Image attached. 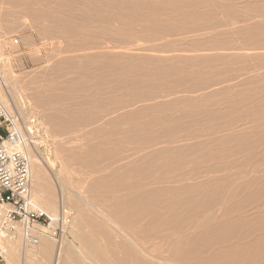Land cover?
<instances>
[{"label": "rangeland", "instance_id": "rangeland-1", "mask_svg": "<svg viewBox=\"0 0 264 264\" xmlns=\"http://www.w3.org/2000/svg\"><path fill=\"white\" fill-rule=\"evenodd\" d=\"M149 1L151 4H155L154 1L157 2L156 7L159 10L162 8L163 12L153 13L152 10H149L146 13H124V15L114 16L101 12L99 15L91 14V19L88 22L85 20L77 23L83 17V14L79 13V19L74 22L77 30L71 36L62 35L59 38H57L58 34L55 32L51 31V34H49L50 32L48 34L42 32V28H45V25L48 26L45 21L37 22L38 25L36 22L28 20L29 18L25 20L23 17L22 19L21 17H18L17 20L13 19L14 21L10 23L9 20L4 23L0 21V82L8 99L11 100L10 103L12 102V111L19 117L22 130L25 135L27 134L26 139H28L32 155H35L41 162V171L45 175L46 182L54 188V196L60 201L57 215L67 213L65 209H68V213H70L69 221L63 226L62 233L55 237L58 241L65 238L67 243L71 245V248H67L65 244L64 248L67 249L63 258H61L60 264H107L106 261L98 263L94 257V252L102 246L106 233L118 244L129 245L134 243L140 247L144 243V238H147L146 242L165 245L169 242H175L178 237L176 229L173 227L161 226L155 229H147L140 224L144 223L143 221H129L122 212H112L109 207L106 208L102 205L97 207L98 203L95 202L94 205L101 212L98 213L96 209L92 208L93 210L90 209L88 212V217L92 221H98L99 224L90 223L79 229L74 225V218L76 217L74 209L72 207L63 208V204H61L63 194L75 196L84 201L90 197L91 192L88 189H90L93 183L91 181H94L96 174L92 173L94 171L93 167L80 162V164L76 163L71 165L72 171L76 172L75 174L72 172L73 174L70 175L71 187L62 186L55 169L58 166L57 163L62 162V153L66 154L64 150L68 153V151H75L76 149H86L85 144L87 142L82 136L84 134L78 130L70 134L71 137V135L74 136L77 133L78 135L76 134L75 138L68 139V136H64L65 138L61 137L60 139V137H57V140L53 141L56 138L55 136L51 139L54 135V129L49 126L50 123L46 119L54 111L50 113L49 110L36 102L35 99L37 98L33 97L38 95V91L41 92L46 82L51 80L50 78L56 81H64L63 78H66L63 77L65 71L60 69L59 71L56 62L60 61L59 63H61V60L66 58L65 56L77 57L75 59L81 57L82 59L85 54L99 52V50H93L90 47L94 48L107 42H110V44L107 43V46L112 47L111 44H113V46H124L127 49L121 51L127 53L130 58L123 59L122 64L137 67L132 68L129 78L133 79L138 76L146 78L152 74L154 76H150L149 79L156 84L166 88L167 86L173 87L175 91L178 88H180L179 91L182 90L181 93L177 90L176 97H164L162 101L174 103L175 113L174 111L171 112L174 118L181 115L185 118L182 120L183 126L180 129L195 133L204 128L202 130L205 132L202 134H190V137L195 138V142H201L202 145L204 140L219 139L217 142L207 141L200 148L191 147L185 143L177 144L174 145L175 148L178 146L181 150L184 148V154H172L155 159L156 162H154L161 167L162 173L155 171L151 175L156 176L158 179H174L182 175L193 177V180L183 183L168 184L165 181L159 183L157 186L160 189L180 191L175 194L164 193L159 195L155 199V206L158 211L163 212L169 203L184 199L185 191L188 190L186 186L202 182L206 185L203 191H200V195H203L202 198L208 192L216 193L206 199L213 200L211 207L213 212L210 214L218 218L224 216L223 218L226 219L231 216H229L230 213L224 214V212L230 211L234 206L238 207V214L235 213L233 218L248 217L253 219L252 226L255 243L257 244L256 249L258 252H264V0ZM130 3L128 2L126 6L129 7ZM7 7L5 4H0L1 11H5ZM246 19L249 20L245 21ZM233 21H241V23L231 26L229 23ZM32 22L39 27H35L34 24L33 26ZM11 23H14L13 28L8 26ZM50 27H52V24ZM74 49H77L74 53H64L65 50ZM103 52L109 53L105 59L106 64H119L118 62H112L110 55L120 51H114L115 53H113L112 49L107 48ZM72 54L73 56H71ZM1 64L8 66L10 69L8 67L3 68ZM5 68L8 69L9 75H12L14 79L12 76V78L5 76L7 75L4 73ZM52 68H56L55 72L51 71L54 70ZM80 69L72 72L69 77L84 79L79 81L80 83L78 82L83 86L76 85L79 88L84 87L83 90L85 91L82 92L84 94L82 96L79 92V94H76L77 97L76 95L65 96L68 99L66 106L79 100L80 104L85 103V100H88V102L95 100L107 102L109 99L133 102V97L130 100L131 96L122 95L128 91L131 83H128L129 86L124 84L122 86L123 91L122 88H120L121 90L118 88L120 86H117V89L120 90L118 92L121 93L122 91V93L114 95V93L111 94L110 90L114 91L116 89L115 83H113L115 88L112 86L114 88L112 89V82H109V80L110 87L108 82L99 86L98 83L93 82L94 77L99 76L98 73H103L95 70L94 62L89 61L83 64L82 70ZM84 69L86 73L83 71ZM81 71L83 72L81 73ZM84 74L88 77V80ZM44 77L50 80L47 78L46 81L42 80ZM58 77H60L59 80ZM10 79L12 80L10 81ZM92 82L95 84H93L94 86H92ZM208 82H216L213 83L216 85H208L213 86L206 90V93L213 96L207 101L200 102L203 91L199 92L200 89L197 88L206 87L202 84ZM96 86L101 92L98 91ZM181 86L183 87L181 88ZM192 87L197 88L192 91ZM93 88L96 93L93 92ZM188 88L191 89H189L190 92H185ZM130 89L133 93L141 90L139 86H132ZM59 93L62 92L59 91ZM162 95L165 96V93H160L158 96ZM71 97L77 101L69 100ZM80 97L81 99L84 98V101L78 99ZM172 97L175 99L172 100ZM176 98H179L181 102H178ZM13 99L16 101V105ZM37 104L41 106V109ZM181 104L182 106H180ZM81 110L83 109L80 108L79 112ZM202 112H205L204 115L206 116L202 115ZM207 112H210L212 116L210 113L208 115ZM149 113L145 114L144 117L143 115L139 116L137 123H146L153 120L154 117L161 116L160 114H168L166 110L160 114L157 111ZM198 113H201L203 119L199 123H195L197 121H195L196 118L193 115ZM59 114L61 112L57 113L56 116ZM43 115L47 117L45 116V118ZM103 115V113H99V117ZM59 117L61 116L59 115ZM44 122H48L49 125ZM99 125L105 131L132 128L131 124H121L122 126H119L101 123ZM158 126L157 128L154 127L153 131H159L161 124ZM87 128H85V133H88L93 126ZM49 129L52 132L50 134ZM47 133L49 135H46ZM47 136L51 137L47 138ZM180 146H183V148ZM104 148V150L114 149L111 145ZM90 169L92 170L89 171ZM128 174L117 182L116 180L114 182V179H112L113 181L111 179L106 181L108 186L121 185L118 189L119 192L111 194L101 191L97 194L93 193L92 196H98L97 198L106 202V200L112 198L126 199L130 188L134 186L136 187L131 190L132 193L142 192L143 189L140 188V185L149 178H145L141 171ZM84 177L89 182L84 180ZM79 178L80 180H78ZM75 184L77 189L74 190ZM36 228L47 235L42 236L43 241L52 243L54 248L57 247L56 242L51 239L49 231L39 226ZM79 234L84 235L87 240L80 241L76 239L75 237ZM238 240L231 242L235 244L238 243ZM102 254L104 259L110 255L106 249L102 251ZM118 256L123 255L120 252ZM54 259V257L45 259L39 256L35 257L36 261L33 264H55ZM258 263L264 264V256L258 259Z\"/></svg>", "mask_w": 264, "mask_h": 264}, {"label": "bare ground", "instance_id": "bare-ground-1", "mask_svg": "<svg viewBox=\"0 0 264 264\" xmlns=\"http://www.w3.org/2000/svg\"><path fill=\"white\" fill-rule=\"evenodd\" d=\"M128 2H131L129 7L126 6ZM154 3L156 4L157 2L154 1ZM0 4H5L8 6L5 11L0 10V21L2 23L7 20H9V23L13 22L15 19L17 20L18 17H21V19L23 17L25 20L29 18L28 20L36 22L37 25L39 24L37 22L45 21L48 23L47 27L49 28H47L45 25V28L41 27L43 31H39H42L44 33L46 32V34H48V32H50L49 34H51V31L55 32L58 34V37L56 36L57 38L62 35L71 36L77 30V28L74 26V22L75 20L79 19V13L83 14V17L77 23H81L85 20L88 22L91 19V14L99 15L101 12L110 16L119 14L124 15V13H146L149 10H152L153 13L163 12L162 8H160L159 10V8L156 7L155 4H151L149 0H0ZM248 20L249 19H246L245 21ZM33 22L31 23L32 25L34 24ZM49 23L52 24V27H50L51 24L49 25ZM239 23H241V21H233L229 24L231 26H236ZM36 24H34L35 27H39L36 26ZM13 25L14 23H11V25L8 26H12L13 28ZM52 34L55 35L54 33ZM107 43L110 44V42ZM107 43L97 45L94 48L90 47V49L99 50V52L87 55L83 54L84 57H82V59L81 57H78V59L81 60L75 59L77 57L65 56L66 58L61 60V63H59L60 61L56 62L57 64L54 63L57 65L56 67L58 70L60 69L65 71L63 72L65 73V75H63L61 71V76L63 75V77H66L67 79L63 78L64 81H56L52 80V78H50V80L46 77L50 81H47L45 87L41 90V92L38 91V95H35L36 97H33L37 98L35 99L37 100L36 102H38V104L45 109L49 110L50 113L51 111H54V113L49 114L48 117L45 115L47 117L46 121H48L50 125L48 122H44L52 127V129H54V135H51V139H53L55 136L56 138H54L53 141L55 139L57 140V137H60L61 139V137L64 136H68V139L71 137L75 138V135L77 133L74 136L71 135V137L70 134L78 130L82 134H84L82 136L87 142L85 144L86 149H76L75 151H68V153L64 150L66 154L62 153V162H56L58 165H56L58 169H55L58 173L59 179L62 182V186L67 188H69V186L71 187L72 182L70 181V175L73 174L72 172H74L71 169V165H74L76 163L80 162L86 166L88 165L90 167H93L92 169L95 172L93 171L92 173L96 174L95 179H93L94 181H91L93 183L90 186V189H88L91 192L90 197H88L84 201L75 196L63 194L61 204H63V208L72 207L74 209V214L76 215V217L74 216V225L79 229L90 223L99 224L98 221H92L88 217V212L90 209L93 210L92 208H94L98 211V213H100L101 210H99L97 207L98 205H102L106 208L109 207L112 212H122L125 215V218H128L129 221H143L144 223L140 224L147 229H155L161 226L167 228L173 227L174 229H176L175 231L178 237L175 242H169L168 244L164 243L165 245H157L154 242L149 243L146 242L147 238H144V243L142 244V247H140L139 245L134 243L129 245L118 244L113 241V238L110 237L109 234L107 235L106 233L105 240L102 246L98 247L97 251L94 252L96 261L98 263H103L106 261L107 264H260L258 263V259L264 256V252H258V250L256 249L257 244L255 243V238L253 235L254 230L252 226L253 219H250L248 217L233 218L234 214L239 211V208H236L235 206L231 208L230 211L224 212V214L230 213V218L224 219V216L222 218L212 216L210 213L213 212L211 209L213 200L206 199L216 193L212 194L208 192V194H205L202 198L203 195H200V191H203V189L206 187L204 183L199 182L196 185L186 186V189L188 190L185 191L186 194L184 199L175 200L169 203L163 210V212L158 211V208L155 206V199H157L159 195L164 193L175 194L180 191L176 189H160V187L157 186L159 183H164V181L168 184L183 183L185 181L193 180V177H186L185 175H182L174 179H158L156 178V176L151 175L155 171L157 173H162L161 167L157 163L155 164V159L157 157L159 158L172 154H184L185 150L183 146H180L183 148L182 150L181 148H179V146L175 148L174 145L177 144L185 143L188 146L200 148L201 146L206 144L207 141L217 142L219 141V139H214L212 141L210 139L207 141L204 140L202 141V145L201 142H195V138L190 137V134H202L205 132L204 130H202L204 128L198 130L195 133L180 129L183 126L182 120L185 118L182 115L174 118V115L171 114V112L174 111V103H167V101H162V98L164 97H176L175 95H177L179 91L178 89L180 88H176L178 91H175L173 87L171 88L167 86L166 88L165 86L156 84L149 79L154 76H152V74L148 75L146 77L147 79L141 76L133 79L129 78V75L133 70L132 68L137 67H130L122 64L123 59L130 58L127 53L122 52L123 50L127 49H125L124 46H113V44H111L112 47L107 46ZM107 48L112 49L113 53H115L114 51H120L116 54L110 55L112 58L111 61L118 62L119 64L112 65L111 63H105V59L107 58L106 56L109 55V53L103 52V50ZM76 50L77 49L65 50L64 53H74ZM71 56H73V54ZM89 61L95 63V70L97 72H103L101 74L98 73L99 76L94 77L93 82L95 84L98 83V86L100 84L104 85L107 84L108 80L109 82H112L111 87H114V85L116 84V89H114L115 87H112L114 91L109 89L111 91V94H121L123 91L122 86L124 84L126 85L128 83H131L130 86L128 84L130 88L132 86H139L141 90H139L138 92L133 93L132 90L128 87V91H125L126 93L122 94H127L126 96L128 97L131 96L129 98L130 100L133 97V102L124 101L123 99L122 100L124 102H121V99H109L107 102H105L104 100H95L92 102H88V100H85V103L80 104V100L77 101L72 99L73 97H71L69 100H72L73 102L77 101L79 104L75 102L66 106L68 99L65 96L76 95L77 93L79 94V92H81L80 94H82L83 96L84 93L82 92L85 91L83 90L84 87L79 88V86L81 87L83 85L78 84L79 81H83L84 79H74L73 76L69 77V75H72V72L78 71L81 67L83 68V64ZM4 67L8 66H3V68ZM82 68L80 70H82ZM8 69L10 68L8 67ZM8 69L5 68V72L3 71L5 74H7H4L5 76H10ZM55 69L51 71L55 72ZM83 71L86 73L85 69ZM83 71H81V73ZM46 78L44 77V79L42 80L46 81ZM59 78L60 77H58V80ZM86 79L88 80V77ZM11 80L12 79H10V81ZM94 80H96L97 82H95ZM93 82L91 83L92 86L95 85ZM113 83L115 84L113 85ZM213 83L216 82L203 83L202 85H205L206 87H192V91H195V88L200 89L198 90L199 92L203 91L200 96V102L207 101L211 98V96H213L210 93H206V90L211 88L213 85H216ZM77 84L79 85L78 87L76 86ZM187 84L189 85V83ZM211 84L213 85L208 86ZM117 86H120L118 87L119 89L122 88L121 93L118 92L121 89H117ZM182 87L183 86H181V88ZM190 88H188V90L185 92H190ZM97 89L98 91H100L99 88ZM59 91H61L62 93L60 94ZM181 91L179 92L181 93ZM93 92L96 93L95 89ZM159 92L162 94L165 93V96H158L160 94ZM5 93L6 92H4V87L0 82V101L8 110L12 111V102L10 103L11 100H9L10 98L8 99ZM116 96L118 97V95ZM174 97H172V100L175 99ZM123 98L125 99V97ZM78 99H81V97ZM82 99L84 101V98ZM177 101L181 102L179 98L177 99ZM13 102L16 105V101L14 99ZM186 103L188 104L187 101ZM38 104L37 106H39ZM182 104L180 106H182ZM41 106H39L40 109ZM80 108L83 109L81 110L83 111L82 113H80L81 111L79 112ZM164 110L168 112L167 115L160 114ZM151 111H157L161 116L154 117L153 120H149V122L146 123H137L139 116L143 115L144 117L145 114ZM55 112H61V114H59L61 117H59V115L56 116L57 113L55 114ZM99 113H103L104 115L102 117H99ZM204 114L205 112H202V115ZM193 117L196 118L195 121L197 122L194 121L195 123H199L203 119L201 113H198L197 115L194 114ZM208 117H206V119H208ZM101 123L106 125L110 124L119 126L121 124H131L132 128L126 130L115 129L111 131H105L100 127L99 124ZM159 124H161V129L159 131H153V128H157ZM91 126H93V128L90 129L88 133H85V128ZM50 129L49 134L52 133L50 132ZM49 134L47 133L46 135ZM26 135L23 132L22 137L24 138L23 140L25 144V152L31 160L33 201L36 206L43 209L56 219L58 217L57 214L60 201L54 196V188L46 182L45 175L41 171V162L35 155H32L33 153H31V148L28 144V139H26ZM50 137L47 136V138ZM107 145L113 146L114 149L104 150V147ZM159 146L163 147L157 148ZM119 149L122 150L119 151ZM92 169H90L89 171H91ZM134 171H141L145 175V178H149L145 183H142L140 185V188L143 189L142 192L137 191L136 193H132L131 190L136 187L134 186L130 188L129 195L126 199L120 200L117 198H112L106 200V202L97 198L98 196H92L93 193L97 194L101 191H105V193L111 194L119 192L118 189L121 185H114L115 187L108 186L106 181L108 179H114V182L115 180L117 182L118 180L124 178V175H127L128 173L130 174V172ZM75 173L76 172H74V174ZM78 180H80V178ZM84 180L87 179H85L84 177ZM84 180L82 179V181ZM87 181L85 182L87 183ZM74 186V190L75 188L77 189L76 184ZM207 188L209 187L207 186ZM94 202L98 203L97 207L94 205ZM65 210H67V218H69L70 213H68V209ZM37 231L39 230L36 229L35 233ZM185 233L187 234L183 235ZM1 236L3 238L2 243L7 249L6 264H33L36 261L35 257L39 256L45 259L54 257L55 264H60L61 258H63L66 249L71 248V245L67 243L65 238L62 241H58L57 239L51 237V239L56 242L57 247L54 248V245L52 243L43 241L41 239L42 236H47L44 233L39 234L40 245L33 249L29 248L26 245L24 228L20 225H13L7 228L0 227V237ZM75 238L80 241H83V239L87 240L82 234H79ZM237 239H239L238 243L233 244L231 242ZM65 244L67 245V248H64ZM105 249L110 253V255H108V258L106 259L103 258L102 254V251ZM120 252L123 255L121 257L118 256ZM145 257H147L148 259H146Z\"/></svg>", "mask_w": 264, "mask_h": 264}, {"label": "built area", "instance_id": "built-area-1", "mask_svg": "<svg viewBox=\"0 0 264 264\" xmlns=\"http://www.w3.org/2000/svg\"><path fill=\"white\" fill-rule=\"evenodd\" d=\"M19 117L0 101V227L20 225L24 228L26 245H40L42 227L56 239L69 221L67 213L56 219L35 205L32 198L31 160L25 152ZM0 237V264L6 263L7 249Z\"/></svg>", "mask_w": 264, "mask_h": 264}]
</instances>
